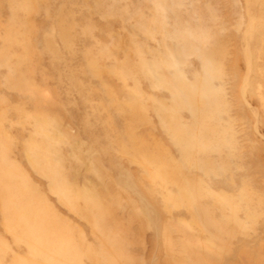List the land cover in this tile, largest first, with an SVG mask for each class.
<instances>
[{
    "label": "rangeland",
    "instance_id": "1",
    "mask_svg": "<svg viewBox=\"0 0 264 264\" xmlns=\"http://www.w3.org/2000/svg\"><path fill=\"white\" fill-rule=\"evenodd\" d=\"M0 264H264V0H0Z\"/></svg>",
    "mask_w": 264,
    "mask_h": 264
}]
</instances>
